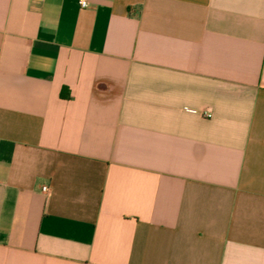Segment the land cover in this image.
<instances>
[{
    "label": "crops",
    "instance_id": "crops-1",
    "mask_svg": "<svg viewBox=\"0 0 264 264\" xmlns=\"http://www.w3.org/2000/svg\"><path fill=\"white\" fill-rule=\"evenodd\" d=\"M0 264H264V0H0Z\"/></svg>",
    "mask_w": 264,
    "mask_h": 264
},
{
    "label": "built area",
    "instance_id": "built-area-1",
    "mask_svg": "<svg viewBox=\"0 0 264 264\" xmlns=\"http://www.w3.org/2000/svg\"><path fill=\"white\" fill-rule=\"evenodd\" d=\"M78 3H79V5H80V7L82 8V9H85V8H88L89 7V5H90V0H78ZM203 116L204 117H207V118H211L212 117V113H211V111H205L204 113H203ZM43 192H45V193H49V187H43Z\"/></svg>",
    "mask_w": 264,
    "mask_h": 264
}]
</instances>
